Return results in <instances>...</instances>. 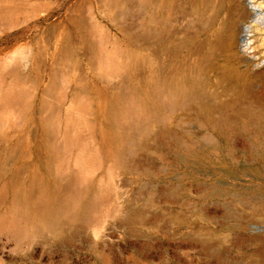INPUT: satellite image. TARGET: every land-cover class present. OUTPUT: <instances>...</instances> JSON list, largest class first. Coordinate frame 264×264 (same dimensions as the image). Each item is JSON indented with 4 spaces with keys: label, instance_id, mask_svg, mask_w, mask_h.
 <instances>
[{
    "label": "rangeland",
    "instance_id": "rangeland-1",
    "mask_svg": "<svg viewBox=\"0 0 264 264\" xmlns=\"http://www.w3.org/2000/svg\"><path fill=\"white\" fill-rule=\"evenodd\" d=\"M263 67L264 0H0V264H264Z\"/></svg>",
    "mask_w": 264,
    "mask_h": 264
},
{
    "label": "bare ground",
    "instance_id": "bare-ground-1",
    "mask_svg": "<svg viewBox=\"0 0 264 264\" xmlns=\"http://www.w3.org/2000/svg\"><path fill=\"white\" fill-rule=\"evenodd\" d=\"M256 73H257L258 75H260V76H264V67H263L262 69L256 71V72H255V75H257Z\"/></svg>",
    "mask_w": 264,
    "mask_h": 264
},
{
    "label": "water",
    "instance_id": "water-1",
    "mask_svg": "<svg viewBox=\"0 0 264 264\" xmlns=\"http://www.w3.org/2000/svg\"><path fill=\"white\" fill-rule=\"evenodd\" d=\"M243 39H244V38H243V35H241V36L239 37V40H240V41H243Z\"/></svg>",
    "mask_w": 264,
    "mask_h": 264
}]
</instances>
